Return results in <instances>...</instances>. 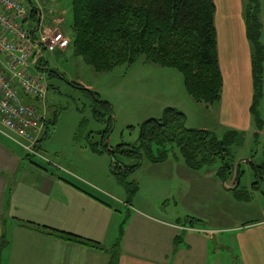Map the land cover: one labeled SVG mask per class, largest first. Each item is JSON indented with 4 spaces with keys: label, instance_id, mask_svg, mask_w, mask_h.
I'll return each instance as SVG.
<instances>
[{
    "label": "crops",
    "instance_id": "1",
    "mask_svg": "<svg viewBox=\"0 0 264 264\" xmlns=\"http://www.w3.org/2000/svg\"><path fill=\"white\" fill-rule=\"evenodd\" d=\"M214 1L224 80L220 100L215 103L219 124L261 134L264 131L257 129L250 111L254 77L244 18L246 0ZM261 13L264 43V0ZM260 106L264 121V93ZM200 129L209 130L207 126ZM24 153L0 132V239L5 234L8 240L2 264H110L109 250L118 242L123 222L119 264H264V214L245 224L209 227V185L199 187L207 184L201 178L208 177L193 175L195 171L185 163L169 159L157 163L160 170L173 166L167 170L172 174L162 177L161 184L167 187L161 186L160 193L162 198H172L175 208L164 210L138 200L136 206L128 204L130 208L123 211L115 199L87 183L50 172L34 161L27 164ZM2 217L7 218L6 224ZM24 221L92 239L103 249L26 227Z\"/></svg>",
    "mask_w": 264,
    "mask_h": 264
},
{
    "label": "rangeland",
    "instance_id": "2",
    "mask_svg": "<svg viewBox=\"0 0 264 264\" xmlns=\"http://www.w3.org/2000/svg\"><path fill=\"white\" fill-rule=\"evenodd\" d=\"M23 2L39 9L40 30L59 28L73 38L72 0ZM40 64L43 69L37 72L44 74L50 84L45 107L47 134L37 147L44 158L28 157L24 153V160L27 164L30 161L43 164L50 172L95 187L105 196H111L110 200L115 199L120 210L126 211L130 208L128 204L136 206L138 200L150 201L164 210L175 208V201L162 198L160 193L161 186L167 187L161 184L165 181L162 177L172 174L173 171L167 170L173 166L160 170L159 164L144 157L139 169L126 176L124 181H119L112 168L111 155L95 151L93 143H99L100 147L103 143L114 147L136 142L140 125L150 118H162L167 108L182 111L186 116L185 126L189 129L201 130L200 126H207L221 139L230 130L219 124L216 104L197 102L191 97L181 72L146 62L144 57L110 71L98 72L76 55L71 46L54 52L44 50ZM51 69L57 70V75L52 74ZM82 87L96 92L100 101L96 102L94 96ZM26 101L44 109L36 100L28 98ZM95 107L104 114L103 117L94 113ZM232 130L238 132L230 147V159L235 170L226 178L221 177L219 171L223 161L217 157L214 163L193 172L195 176L208 177H200L207 184L199 187L207 189L209 185L208 211L211 215L206 224L209 227L245 224L264 214V179L259 185H254L257 176L252 164L264 161V132L255 136L251 129ZM105 131L110 132L104 140ZM118 158L128 165L134 162L121 156ZM168 159L185 163L177 148ZM238 170L239 181L235 183ZM215 181H219L218 186ZM212 190L215 191L214 196ZM237 193H243L242 199L237 197ZM178 201L183 208V202ZM6 222L7 218L2 217V223Z\"/></svg>",
    "mask_w": 264,
    "mask_h": 264
},
{
    "label": "trees",
    "instance_id": "3",
    "mask_svg": "<svg viewBox=\"0 0 264 264\" xmlns=\"http://www.w3.org/2000/svg\"><path fill=\"white\" fill-rule=\"evenodd\" d=\"M32 10L38 26L40 18L35 13H39V9L33 6ZM215 14L214 0H72L73 38L70 47L73 46L74 53L98 72L134 63L140 57L152 64L175 68L183 74L191 97L197 102L212 105L220 100L224 86ZM244 18L252 48L254 77V98L250 111L258 130H262L264 121L260 105L264 93V43L261 0H246ZM51 72L58 73L54 69ZM82 88L90 92L96 102L100 101L96 92ZM94 113L104 116L96 107ZM185 119L182 111L167 108L162 118H150L143 123L136 142L121 143L115 148L105 143L103 147L93 143V149L111 155L112 168L119 181H124L126 176L139 169L144 157L154 163L164 162L175 148L181 153L185 164L193 170L210 165L220 157L223 164L219 174L226 178L235 170L230 159V147L238 132L229 130L221 139L209 130L187 128ZM109 132L105 131L104 140ZM46 134L45 130L40 141ZM119 156L134 162L125 164ZM252 164L257 176L254 185H259L264 179V161ZM239 175L238 170L237 182ZM240 196L243 197V193H237V197L242 199ZM124 223L121 224L118 242L109 250L110 264H119ZM22 224L66 241L103 249L100 242L74 233L28 221ZM7 243L5 234H2L0 264Z\"/></svg>",
    "mask_w": 264,
    "mask_h": 264
},
{
    "label": "built area",
    "instance_id": "4",
    "mask_svg": "<svg viewBox=\"0 0 264 264\" xmlns=\"http://www.w3.org/2000/svg\"><path fill=\"white\" fill-rule=\"evenodd\" d=\"M32 9L23 0H0V132L26 153L44 158L37 147L47 125L49 82L37 70L44 50H66L72 39L59 28L40 30Z\"/></svg>",
    "mask_w": 264,
    "mask_h": 264
},
{
    "label": "water",
    "instance_id": "5",
    "mask_svg": "<svg viewBox=\"0 0 264 264\" xmlns=\"http://www.w3.org/2000/svg\"><path fill=\"white\" fill-rule=\"evenodd\" d=\"M142 125H143V123L140 125V130H141V128H142ZM138 140V139H137ZM115 148V147H114ZM114 148H112V150L114 151Z\"/></svg>",
    "mask_w": 264,
    "mask_h": 264
}]
</instances>
